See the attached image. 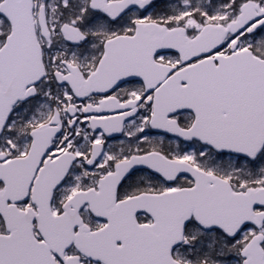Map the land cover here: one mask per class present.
I'll list each match as a JSON object with an SVG mask.
<instances>
[{"label":"snow or ice","instance_id":"1","mask_svg":"<svg viewBox=\"0 0 264 264\" xmlns=\"http://www.w3.org/2000/svg\"><path fill=\"white\" fill-rule=\"evenodd\" d=\"M0 264H264V0H0Z\"/></svg>","mask_w":264,"mask_h":264}]
</instances>
